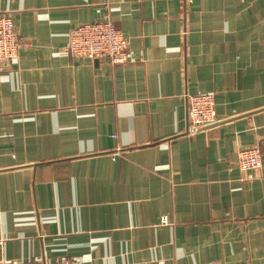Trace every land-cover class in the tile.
Listing matches in <instances>:
<instances>
[{"label": "crops", "instance_id": "0c3cea01", "mask_svg": "<svg viewBox=\"0 0 264 264\" xmlns=\"http://www.w3.org/2000/svg\"><path fill=\"white\" fill-rule=\"evenodd\" d=\"M0 263L264 264V0H0ZM108 16L133 59L75 58ZM217 123L187 132L186 95ZM264 148V145H263ZM166 215L169 222H160Z\"/></svg>", "mask_w": 264, "mask_h": 264}, {"label": "built area", "instance_id": "2783aa9c", "mask_svg": "<svg viewBox=\"0 0 264 264\" xmlns=\"http://www.w3.org/2000/svg\"><path fill=\"white\" fill-rule=\"evenodd\" d=\"M21 40L14 29L11 16L0 11V63L8 64L18 56ZM67 53L75 58L103 60L111 65L132 61L133 55L128 47L124 33L106 15L103 19L79 24L73 27L67 37ZM187 132L194 134L217 123L214 96L211 93L186 95ZM264 140L259 144L237 151L236 165L242 172L260 169L264 164ZM160 222H169L166 215ZM0 264H12L1 262ZM41 264H89L79 263L69 258H59Z\"/></svg>", "mask_w": 264, "mask_h": 264}]
</instances>
